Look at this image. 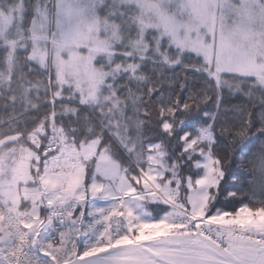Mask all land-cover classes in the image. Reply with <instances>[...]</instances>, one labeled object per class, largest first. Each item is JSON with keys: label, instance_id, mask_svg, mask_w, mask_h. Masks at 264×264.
Segmentation results:
<instances>
[{"label": "snow or ice", "instance_id": "1", "mask_svg": "<svg viewBox=\"0 0 264 264\" xmlns=\"http://www.w3.org/2000/svg\"><path fill=\"white\" fill-rule=\"evenodd\" d=\"M0 109V264H264V0H0Z\"/></svg>", "mask_w": 264, "mask_h": 264}, {"label": "trees", "instance_id": "2", "mask_svg": "<svg viewBox=\"0 0 264 264\" xmlns=\"http://www.w3.org/2000/svg\"><path fill=\"white\" fill-rule=\"evenodd\" d=\"M46 79V77H44ZM184 98H187V94H185ZM201 109H206L208 111H214V105L211 101H209L206 104H202L201 105ZM3 109H0V116H3ZM177 115H179V113H177ZM204 119H206L202 113L197 114L195 117H193L188 123L191 125V127L189 128V130H192V127H199V122L203 121ZM259 143V141H257L256 137L253 136L251 137V140L249 142H245V146H243V151H241L240 148L235 150L234 153V165L232 167V171L235 173H240L243 175H249L248 172H245L243 169L236 167V165L240 164L241 162L247 163V161L251 158L250 156V149H253L257 144ZM247 187V186H245ZM166 206L161 205L159 209H156L154 211V215L159 214L162 215L163 212L160 209H163ZM150 208H155L154 205H150Z\"/></svg>", "mask_w": 264, "mask_h": 264}]
</instances>
